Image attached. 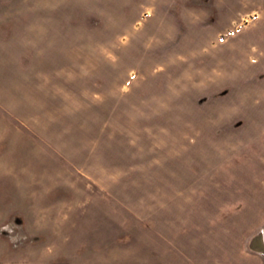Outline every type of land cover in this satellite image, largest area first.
<instances>
[{"label":"rangeland","instance_id":"374dc122","mask_svg":"<svg viewBox=\"0 0 264 264\" xmlns=\"http://www.w3.org/2000/svg\"><path fill=\"white\" fill-rule=\"evenodd\" d=\"M0 264H264V0H0Z\"/></svg>","mask_w":264,"mask_h":264}]
</instances>
